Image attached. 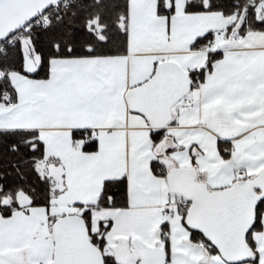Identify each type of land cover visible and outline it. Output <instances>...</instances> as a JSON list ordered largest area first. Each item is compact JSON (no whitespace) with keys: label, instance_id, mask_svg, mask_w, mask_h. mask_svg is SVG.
<instances>
[{"label":"snow or ice","instance_id":"snow-or-ice-1","mask_svg":"<svg viewBox=\"0 0 264 264\" xmlns=\"http://www.w3.org/2000/svg\"><path fill=\"white\" fill-rule=\"evenodd\" d=\"M0 264H264V0H0Z\"/></svg>","mask_w":264,"mask_h":264}]
</instances>
